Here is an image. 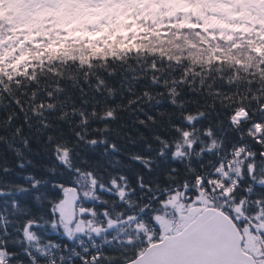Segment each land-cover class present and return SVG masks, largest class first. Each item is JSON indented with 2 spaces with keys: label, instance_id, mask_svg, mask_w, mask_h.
<instances>
[{
  "label": "snow or ice",
  "instance_id": "obj_1",
  "mask_svg": "<svg viewBox=\"0 0 264 264\" xmlns=\"http://www.w3.org/2000/svg\"><path fill=\"white\" fill-rule=\"evenodd\" d=\"M41 2L44 6L53 4V0ZM193 27L204 31L197 25ZM24 43L30 41L26 39ZM5 47V36L0 30V157L6 160L7 153H11L16 157V167L24 169L33 164L25 152L46 154L52 146L54 159L65 172L60 174V179L51 181L42 180L34 173H17L19 181H7L4 177L12 168L6 163L0 166V210H10L13 217L0 227V264H24L16 259L20 252L28 258V264H57V260L59 264L65 261L140 264L142 255L147 257L144 264H156V258L177 242L158 237L159 225L153 213L168 207L169 198L189 202L201 193L208 194L213 204L227 201L221 210L227 211L238 229L247 225L253 239L244 264H264V226H261L264 225V60L254 71L234 56L236 49H231L228 62L234 59L235 67L226 68L225 49L218 47L215 52L221 55L213 52L207 69L199 64L189 67L184 56L165 55L159 59L152 56L150 63L146 59L143 64H129L125 71L132 73L131 79L137 82L140 93L136 95L135 86L126 88L135 96L127 101V106L141 100L149 103L155 100L160 105L163 101L159 98L165 96L169 105L167 109L156 108L154 113L146 112L143 107L137 109L146 119L138 116L133 123L149 130L151 140L158 145L155 148L158 159L139 152L126 153L128 160L144 169L131 171L130 178L123 169L131 170L132 165L124 164L119 158L102 159L109 152L121 151L114 141L90 134L87 127L84 134L77 130L81 124L86 126L90 122L89 116L96 117L95 105L101 103L92 96L93 107L86 114L90 103L88 89L100 93L118 75L111 67L112 58H105L102 75L91 71L95 57L79 67L75 59L65 60L63 71L55 68V59L51 66L42 59L39 68L18 64L13 69L11 58L4 56ZM8 50L13 58L18 54L15 47ZM248 51L249 56H260L251 48ZM85 67L89 71L85 72ZM107 92L105 103L115 99L112 88H107ZM117 107L125 110L123 105ZM100 119L114 121L117 116L112 108H107ZM201 121L207 122L202 125ZM74 122H77L75 126ZM156 125L159 130L153 129ZM91 131L114 130L106 123L103 128L94 127ZM136 131L140 140L148 138L139 129ZM131 142L135 144L136 140ZM74 143H83L91 149L78 165L70 163ZM33 144L38 147L33 148ZM97 146L101 148L99 153ZM144 147L153 150L152 143ZM193 152L194 162L190 158ZM185 158H188L186 163ZM154 164L164 169L162 175L156 172ZM180 165H183V178L179 175ZM45 170L56 172L55 168ZM154 172L155 175H146ZM105 173H109L107 182L103 178ZM42 185L46 187L39 191ZM66 189L76 190L74 200L66 197ZM29 194L31 199L27 198ZM229 205L237 206L239 212L234 213ZM53 236L64 243L51 239ZM25 240L36 243L25 244L15 251ZM41 241L46 248L41 246ZM153 248L157 250L152 251Z\"/></svg>",
  "mask_w": 264,
  "mask_h": 264
},
{
  "label": "trees",
  "instance_id": "obj_2",
  "mask_svg": "<svg viewBox=\"0 0 264 264\" xmlns=\"http://www.w3.org/2000/svg\"><path fill=\"white\" fill-rule=\"evenodd\" d=\"M219 1L132 0L128 5H121L123 7L118 11H110L107 7L114 6L113 3L109 4L106 1L103 3L102 0H96V3L92 4L95 7L93 9L101 10L105 14V18L101 21L91 20L93 23H88L86 16H91L92 13L86 15V13L82 12L80 6L83 5L79 0L67 2L65 6L70 7L64 14H61L58 9L46 11L45 14H41L43 19L35 18V15H32L30 11L20 15L16 10L12 9V5L7 0H0V30L5 36L6 44L4 56L11 58L10 66L13 69L18 64H22L25 68H39L42 59H46L48 65L51 66L53 59H55V68L61 71L64 70L63 61L65 60L75 59L79 62L77 64V67H79L80 64L87 65L89 60L95 57L94 68L91 71L101 75L103 74L102 69L105 65V58H112L111 67L117 71L118 75L114 79L109 80L100 93H95L88 89L87 98L90 103L86 108V114L92 110V96H96L101 103L95 105L96 117L89 116L90 122L86 126L81 124L77 130L84 134V129L87 127L90 134L95 136L103 135L110 142L114 141L121 151L109 152L102 159L119 158L124 164L132 165L131 170L123 169L129 172L131 178V171L138 170L143 172L144 169L139 168L138 165L128 160L125 154L139 152L144 156L156 158L155 148L158 147L151 140V133L148 129L133 123L138 116L146 119L144 113L137 111V109L143 107L146 112L154 113L156 108L167 109L169 105L165 96L159 98L163 101L160 105H157L155 100L150 103L141 100L132 104L131 107L127 106V101L135 99V96L126 91V88L135 86L136 95L140 93L137 82L131 79L132 73L125 71L129 64L136 62L143 64L146 59L150 63V57L152 56L156 59L165 55L172 57L184 56L188 61L189 67L199 64L207 69L211 66L209 61L212 60V53L218 47L225 49L226 68L229 66L235 67L234 59L228 62V55L231 49H236L234 56L243 60L245 67L250 65L254 71L258 70L259 63L264 60V15H260L258 10L251 6V4H256V0H229L223 18L215 13V9L222 12L224 10L219 7L224 6V3L221 4L224 1L222 0L221 3ZM257 8L258 6H256ZM260 9L264 11V2H262ZM126 12L128 13L127 15ZM193 25H197L204 31H197ZM256 25H259V27H255ZM45 37L48 39H45ZM26 39L30 41L27 45L24 43ZM12 47L18 49V54L14 58L12 52L8 50ZM250 48L253 53L259 52L260 56L258 58L255 55L249 56L248 50ZM20 49L23 50L20 51ZM58 52L59 55H57ZM215 54L217 56L221 55L219 52H215ZM29 57H31L30 60L28 59ZM135 57H139V61H135ZM87 71L89 69L85 67V72ZM243 71L244 69L242 68V74ZM84 78V74L81 73L80 79L83 80ZM93 84H95V81H93ZM107 88L113 89L115 99H108L105 103L104 98L108 96ZM152 91L155 92L157 90L153 89ZM206 94L207 90L204 93L207 98ZM191 98L198 99L197 97ZM180 99H184V97L181 96ZM117 104L123 105L125 110L118 108ZM188 107L194 108L195 106L189 105ZM217 107H219L218 103ZM107 108H112L115 111L116 120L104 121L100 119V114ZM160 119L158 117V120ZM206 122L201 121V124L203 125ZM76 123L74 122V126ZM106 123L114 131L92 133V128H103ZM121 125L124 126L122 127ZM152 127L154 130H159V125ZM213 128H215L214 123ZM137 129L144 132L148 138L140 140ZM129 133L131 136L128 135ZM132 139L136 140L135 144L131 142ZM147 143L153 144L152 151L145 149L144 145ZM32 147L37 148L38 145L33 144ZM71 148L70 163L72 165L80 164L82 157L89 155L91 152V149L83 143H74ZM96 151L97 153L101 151L100 146H97ZM24 155L33 161L32 165H27L24 169L16 167V157L11 153H7L6 160L0 157V166L6 163L12 168V172L5 176L4 180L19 181L20 177L17 173H34L42 180L51 181L60 179V174L65 172V169L54 159L52 146H49L46 154L41 151L39 155L30 152H25ZM168 158L170 160V155ZM190 158L193 162L195 161V152L191 154ZM187 159L185 158V163ZM153 167L156 172L163 174V168H158L155 164ZM180 167L181 172L179 175L183 178V165H180ZM46 168H55V174L46 171ZM156 172L146 175H155ZM103 178L107 182L109 173H105ZM45 187L46 185H42L39 191H42ZM67 190H65V195ZM84 191H89V189ZM24 198L20 197L19 199L23 200ZM27 198L31 199V194ZM89 198H94V196ZM231 206L238 209L237 206ZM166 212L168 213V209L164 208L160 212L153 213V218L158 213ZM0 215L7 218V223L10 219H13L10 215V210L9 212L0 210ZM167 215L175 224L176 217H174L173 213H168ZM137 226L133 225V227ZM140 227L143 230L142 226ZM45 230H47V227ZM148 230H151V224L148 225ZM240 231L245 233L247 230L244 226ZM13 235L18 234L13 233ZM50 238L58 243H64L59 237L53 236ZM35 243L36 241L34 240H25L14 250L19 251L25 244L34 246ZM40 243L41 246L47 247L43 241ZM16 259L28 264V258L23 255V252H20Z\"/></svg>",
  "mask_w": 264,
  "mask_h": 264
},
{
  "label": "water",
  "instance_id": "obj_3",
  "mask_svg": "<svg viewBox=\"0 0 264 264\" xmlns=\"http://www.w3.org/2000/svg\"><path fill=\"white\" fill-rule=\"evenodd\" d=\"M67 191L74 200L76 190ZM161 239L177 243L158 256L156 264H244L246 251L242 247V234L229 216L213 207L203 208L181 229ZM146 258L142 255L140 264Z\"/></svg>",
  "mask_w": 264,
  "mask_h": 264
},
{
  "label": "rangeland",
  "instance_id": "obj_4",
  "mask_svg": "<svg viewBox=\"0 0 264 264\" xmlns=\"http://www.w3.org/2000/svg\"><path fill=\"white\" fill-rule=\"evenodd\" d=\"M7 1L12 5L11 6L12 9L14 11L16 10L18 14L23 15L26 11L27 12L30 11L32 12V15H35V18L38 17L39 19L40 18L43 19L41 14H45L46 11H49L50 9H58L61 14H64V12L67 11L68 8L70 7V6H65V4L67 2L70 3L76 0H53V4L51 6H44L41 0H7ZM79 1L83 5L80 6L82 12L86 13V15H90V13H92L91 16H86L88 23H93V21L91 22V20L101 21L102 19L105 18V14L101 10L93 9L95 7L92 6V4H94V2L96 3V0H92L91 3L84 2V0H79ZM105 1L108 2L109 4L111 3L114 4V6H109L110 8L107 7L110 11L113 10L118 11L119 9H121V7H123L121 5H126V4L128 5L132 2V0H105ZM105 1L102 0L103 3ZM221 1L222 0H220L219 2L221 3ZM223 1L224 2H222L221 4L224 3V6H219L221 10L222 8L224 9L223 12L218 11V9H215L216 10L215 13L218 14V16H222L221 18L224 17L226 8L228 7L229 4V0H223ZM262 2H264V0H256L257 5L251 4V6L255 10H258V13H260V15H264V11L260 9V6H262ZM256 6H258L257 9ZM116 11L115 13H117ZM127 12L126 15L128 14ZM66 197L70 198L68 194H66ZM197 200H199V203H196ZM167 203L169 205L168 207H166L168 209V213L171 214L173 213L174 217H176V221H175V225H176L175 230H176L184 226L189 220L192 219L195 213H197L200 209L205 207L207 201L204 195H200L196 197L193 201H189V202H185L184 200H180L176 198H169ZM168 213L167 212L158 213L154 216L156 223L159 225V232H158L159 237L167 234V232L171 228V225L174 224L171 218L167 215ZM245 235L246 238L244 240L245 243L244 248L247 250L251 244L253 237L248 231H246Z\"/></svg>",
  "mask_w": 264,
  "mask_h": 264
},
{
  "label": "built area",
  "instance_id": "obj_5",
  "mask_svg": "<svg viewBox=\"0 0 264 264\" xmlns=\"http://www.w3.org/2000/svg\"><path fill=\"white\" fill-rule=\"evenodd\" d=\"M206 195H207V197L209 198L210 203L213 204V203H212V198H211L208 194H206ZM227 203H228L227 201L220 200V201H217V202H216L215 204H213V205H216L218 208L221 209V205H224V204H227ZM233 212H234V213H238L236 210H233ZM5 224H7V218H6L5 216L0 215V227H3ZM54 251H55V250H54ZM65 255H67V253H65ZM3 259H4L5 261H7V257H6V256H3ZM57 264H59V261H58V260H57ZM65 264H68V262L65 261Z\"/></svg>",
  "mask_w": 264,
  "mask_h": 264
},
{
  "label": "flooded vegetation",
  "instance_id": "obj_6",
  "mask_svg": "<svg viewBox=\"0 0 264 264\" xmlns=\"http://www.w3.org/2000/svg\"><path fill=\"white\" fill-rule=\"evenodd\" d=\"M175 227H176L175 224L171 225V228L169 229L168 232H170V231H176V230H175Z\"/></svg>",
  "mask_w": 264,
  "mask_h": 264
}]
</instances>
